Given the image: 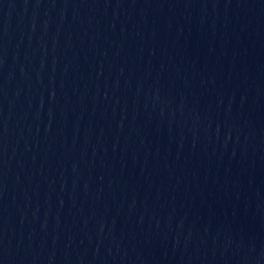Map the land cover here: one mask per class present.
<instances>
[{
  "label": "water",
  "instance_id": "95a60500",
  "mask_svg": "<svg viewBox=\"0 0 264 264\" xmlns=\"http://www.w3.org/2000/svg\"><path fill=\"white\" fill-rule=\"evenodd\" d=\"M0 264H264V0H0Z\"/></svg>",
  "mask_w": 264,
  "mask_h": 264
}]
</instances>
